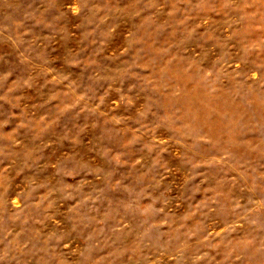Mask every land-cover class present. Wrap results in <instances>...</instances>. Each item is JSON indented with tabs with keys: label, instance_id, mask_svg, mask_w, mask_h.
Listing matches in <instances>:
<instances>
[{
	"label": "rangeland",
	"instance_id": "rangeland-1",
	"mask_svg": "<svg viewBox=\"0 0 264 264\" xmlns=\"http://www.w3.org/2000/svg\"><path fill=\"white\" fill-rule=\"evenodd\" d=\"M0 264H264V0H0Z\"/></svg>",
	"mask_w": 264,
	"mask_h": 264
}]
</instances>
